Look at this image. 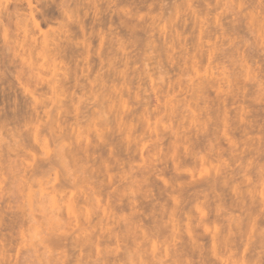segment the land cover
I'll return each instance as SVG.
<instances>
[{
  "label": "rangeland",
  "instance_id": "374dc122",
  "mask_svg": "<svg viewBox=\"0 0 264 264\" xmlns=\"http://www.w3.org/2000/svg\"><path fill=\"white\" fill-rule=\"evenodd\" d=\"M263 28L264 0H0V264H264Z\"/></svg>",
  "mask_w": 264,
  "mask_h": 264
},
{
  "label": "bare ground",
  "instance_id": "6f19581e",
  "mask_svg": "<svg viewBox=\"0 0 264 264\" xmlns=\"http://www.w3.org/2000/svg\"><path fill=\"white\" fill-rule=\"evenodd\" d=\"M263 24V23H262ZM38 26H40V25H38ZM264 29V28H263ZM48 46V45H47ZM47 51V50H46ZM46 51H44V53H43V57L44 58H46L47 57V55H48V53H49V51L46 53ZM211 56V55H210ZM51 63H52V61H51ZM8 66V65H7ZM48 67H49V70H50V68H51V70H52V72H55V70H56V65H55V63L53 62L52 63V65H48ZM8 68V67H7ZM196 68V67H195ZM8 72V71H7ZM7 72H5V73H7ZM5 73H3V76L4 77H6V74ZM7 76H9V75H7ZM1 77V76H0ZM53 78V77H52ZM6 79V78H5ZM46 80V79H45ZM55 79H53V83L55 82L54 81ZM50 82V81H49ZM48 84V83H47ZM50 84V83H49ZM57 84H55L54 83V88H55V92H57V89H58V87L56 86ZM59 86V85H58ZM52 87V86H51ZM60 90V89H59ZM200 91V90H199ZM199 91H198V93H199ZM56 94V93H55ZM56 96H59V95H55V97H54V99L56 98ZM195 114V113H194ZM131 129V128H130ZM128 131L130 132V130L128 129ZM128 132V133H129ZM52 133H53V131H52ZM39 133L36 131V134H35V136H34V138H35V140L36 141H38V142H41V138H40V140H39V138H38V135ZM81 147V146H80ZM63 149H64V147H63V145L61 146V148H59V150H57V152H56V161L58 162V163H60V164H62L63 163V165H64V167L66 168L67 167V161L65 160V154H64V152H63ZM55 163V162H54ZM13 168H11L10 167V170H12ZM66 169H68V168H66ZM66 173H67V171H66ZM68 174V173H67ZM69 175V174H68ZM68 177H70V176H68ZM69 179V178H68ZM63 183H65V182H63ZM66 184V183H65ZM64 185V184H63ZM32 185L30 184V179H26L25 177L23 178V177H20V178H18L17 177V179H16V188L15 189H17L16 191L18 192V193H22V194H24V192H25V190H27V189H29L28 187H31ZM27 188V189H26ZM42 189V188H41ZM55 189V188H54ZM30 190H32V188L30 189ZM45 190H46V188H45ZM28 191V190H27ZM26 191V192H27ZM55 190H53V191H51V192H54ZM56 191H57V189H56ZM30 192V191H29ZM50 192V193H51ZM58 193V192H57ZM26 194V193H25ZM32 194L33 193H29V195H26V196H28V198H29V200H30V203L31 204H33V200H32ZM40 194H41V191H40ZM39 194V195H40ZM44 194H45V192H44ZM52 194V193H51ZM51 194H50V196H49V194H47L46 193V196L48 195L50 198H53V197H51ZM54 194V193H53ZM60 194V192L57 194V196ZM43 195V194H42ZM36 195H34V197H35ZM48 197V198H49ZM42 198V200L44 199V201H46V198L47 197H44L43 198V196L41 197ZM47 198V199H48ZM50 198H49V200H50ZM60 198V197H59ZM35 199H37V197H35ZM39 200V201H38ZM38 200H35L34 202L35 203H37V201H38V203H40V204H38L39 205V207L41 206V208L43 207V204H44V201H40V197H39V199ZM56 200V199H55ZM54 200V201H55ZM60 200V199H59ZM51 201V200H50ZM53 201V202H54ZM34 203V204H35ZM30 204V205H31ZM53 203H52V201H51V205H52ZM33 207V206H32ZM52 207H54V205H52ZM44 208V207H43ZM51 208V207H50ZM62 208H63V206H61V204H59L58 203V201H56L55 202V207H54V209H53V211L55 212L54 214H53V212H52V210L50 209V211L52 212V214H53V217H52V220H50L51 218H49V221H48V223L51 221L52 223V225L49 223V226L51 227V229H55V228H59V231L61 230V229H63L64 227H65V222L61 219V211H62ZM45 209V208H44ZM43 209V211H45ZM66 210L68 211V213H69V216H71V215H74V212L77 210V209H75V211L73 210V207L71 206V205H69L67 208H66ZM32 211V210H31ZM76 213H78V211L76 212ZM51 214V215H52ZM71 218V217H70ZM72 218H74L75 219V222H77V224H79V220H78V216H73ZM71 218V219H72ZM54 225V226H53ZM153 247H154V249L156 250V245L154 244L153 245ZM154 250V252H156ZM140 258H141V264H148L146 261H145V259H144V257L141 255L140 256ZM154 258L156 259V262L157 263H159V264H161L162 263V257H156V256H154Z\"/></svg>",
  "mask_w": 264,
  "mask_h": 264
}]
</instances>
